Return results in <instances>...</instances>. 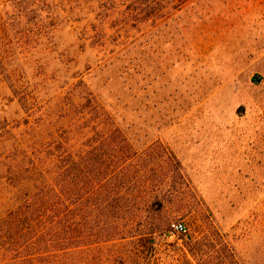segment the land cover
Wrapping results in <instances>:
<instances>
[{"label":"rangeland","instance_id":"rangeland-1","mask_svg":"<svg viewBox=\"0 0 264 264\" xmlns=\"http://www.w3.org/2000/svg\"><path fill=\"white\" fill-rule=\"evenodd\" d=\"M92 109L180 160L172 222L207 219L264 264V0H0V221L42 182L40 156L84 147Z\"/></svg>","mask_w":264,"mask_h":264},{"label":"trees","instance_id":"trees-1","mask_svg":"<svg viewBox=\"0 0 264 264\" xmlns=\"http://www.w3.org/2000/svg\"><path fill=\"white\" fill-rule=\"evenodd\" d=\"M89 111L84 147L40 156L42 182L1 219L0 264H243L211 221L173 229L163 190L187 179L175 155L154 153L167 149L161 141L137 149ZM167 233L179 245L163 246Z\"/></svg>","mask_w":264,"mask_h":264},{"label":"built area","instance_id":"built-area-1","mask_svg":"<svg viewBox=\"0 0 264 264\" xmlns=\"http://www.w3.org/2000/svg\"><path fill=\"white\" fill-rule=\"evenodd\" d=\"M172 227L174 230H180L182 228V224L174 223V224H172Z\"/></svg>","mask_w":264,"mask_h":264}]
</instances>
